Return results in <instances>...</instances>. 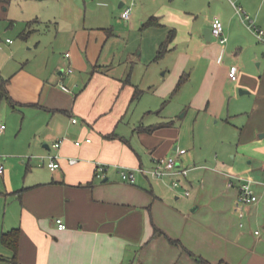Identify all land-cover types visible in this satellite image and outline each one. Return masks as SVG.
<instances>
[{"label": "crops", "instance_id": "1", "mask_svg": "<svg viewBox=\"0 0 264 264\" xmlns=\"http://www.w3.org/2000/svg\"><path fill=\"white\" fill-rule=\"evenodd\" d=\"M124 5L121 1L120 7ZM237 6L264 27V0H185L162 4L147 19L141 15L136 21L133 14L141 28L167 30L159 49L163 42L167 45L159 58L172 55V65L164 76L154 72L140 76L134 68L112 67L103 61L97 43L88 50L89 42L83 44L77 34L71 42L76 53L67 50L64 61L26 63L11 73L0 65L13 103L1 87L0 101L5 99L8 109L20 111V127H26L29 136L27 148L40 153L35 155L36 164L29 156L26 173L17 181L0 162L5 184L4 191L0 187L4 193L0 264H11L15 254L2 241V233L14 227H20L17 264H208L202 259L210 264H264V236L252 230L264 219V192H259L264 162L247 169L248 177L257 181L260 199L248 206L244 216L235 209L239 182L229 185L230 174H242L196 164L188 166L196 171L180 177L181 185L174 187L175 175H139L136 183H129L118 167H150L156 157L171 154L183 165L179 157L184 153L170 151L179 147L176 117L181 110H185L182 116L192 110L218 118L248 112L244 142L264 155L263 61L258 68L252 64L261 58L264 40L249 28ZM214 16L223 20L225 43L213 35L206 37L204 28L211 27ZM151 17L158 23L146 25ZM50 62L57 74L48 68ZM233 66H238L236 79L229 75ZM182 90L190 95L185 97ZM229 95L247 106L236 101L238 108L226 110ZM154 124L159 125L148 129ZM7 128L0 142L9 139ZM58 139L62 144L54 151L60 155V166L51 170L47 155ZM77 139L82 143L76 144ZM72 157L77 161L71 162ZM98 162L109 166L105 178L95 175ZM161 184L174 193L161 190ZM187 189L190 194L184 192ZM57 217L67 228L58 227Z\"/></svg>", "mask_w": 264, "mask_h": 264}, {"label": "rangeland", "instance_id": "2", "mask_svg": "<svg viewBox=\"0 0 264 264\" xmlns=\"http://www.w3.org/2000/svg\"><path fill=\"white\" fill-rule=\"evenodd\" d=\"M0 1L3 2L0 3V65L5 67L7 73L26 63L35 64L40 60L64 61L67 50L71 49L76 53V48L71 47V42L73 36L77 34L82 38L83 44L89 42L88 50L97 43L103 51V61H109L112 67L134 68L136 74L140 76H147L154 72V75L159 77L172 65V55L156 58L159 45L166 38L167 30L159 27L141 28L142 22L135 23L134 17L136 21L141 15L147 19L162 4L171 2L179 4L185 0ZM121 1L125 2L123 7H120ZM129 5L132 6L133 19L131 20L122 16V10ZM8 38L12 41L7 40ZM254 38L259 41L256 37ZM261 42L264 45V41ZM88 50L82 51L85 57ZM228 54L226 50L225 59H229ZM127 56L130 58L126 59ZM259 61H263L261 69H264V51L261 52V58L253 61L252 64L258 68ZM51 64L50 62L48 68H52ZM53 71L58 73V69ZM189 92V90L180 91L185 97L190 95ZM241 96L249 97V95ZM228 97L231 100L229 102L227 100L225 109L238 108L235 104L237 100L231 95ZM7 104L4 101L0 104V121L8 126L9 132V139L6 142H0V162L11 169L12 176L17 181L26 173L29 156H32V163L36 164L35 155L40 153L36 150L37 148H27L29 136L27 128L20 127L21 113L8 109ZM239 104L243 107L247 106L246 101ZM184 111L177 112L176 117L179 130H177L175 144L179 147L172 148L170 151L178 155L184 153L179 158L185 167L198 164L248 177L250 176L247 172L248 168L260 167L263 164L264 155L255 148H248V144L244 142L249 133L248 112L242 111L230 117L218 118L207 116L205 112L198 114L192 110L182 116ZM41 149L46 151V148ZM11 160L14 167L11 166ZM22 160L25 161L22 163ZM195 171L190 170V173ZM2 186L4 191L5 184L0 176V187ZM159 188L174 193L163 184ZM262 191L264 192V182L259 192ZM191 193V197L187 196L188 198H192L195 193L192 188ZM3 195L4 193L0 194V196ZM3 203L4 199L0 202V209ZM262 216L264 217V212ZM252 230H259L260 235L264 236V219L255 223Z\"/></svg>", "mask_w": 264, "mask_h": 264}, {"label": "built area", "instance_id": "3", "mask_svg": "<svg viewBox=\"0 0 264 264\" xmlns=\"http://www.w3.org/2000/svg\"><path fill=\"white\" fill-rule=\"evenodd\" d=\"M132 6H126L122 12V16L126 19H129L131 16ZM237 12L244 16L247 20L249 28H251L254 33L261 39L264 40V27L259 26L255 23L254 19L246 12L243 6H237ZM212 35L216 37L221 43L227 41V36L224 34V23L220 16H214L211 24ZM10 40V39H9ZM70 52H67L66 55H69ZM73 68L70 67L69 71H72ZM229 75L232 79H236L238 75V66H233L229 71ZM74 122L78 120L77 117H73ZM6 129L5 123H0V134H2ZM87 141H91V137L86 138ZM76 144H81L82 140L77 139ZM62 144V140L58 139L52 144L50 153L47 155V165L51 170H56L60 166V155L54 149H59ZM71 162H76L77 158H70ZM44 156L40 158L39 164H44ZM119 172L122 179L129 183H136L139 175H145L148 177L164 178L167 175L177 176L173 181L172 185L178 187L181 185L180 177H187L190 173L191 167H185L181 165L177 155H166L156 157L154 159V164L150 167L143 165L137 166L135 168H127L124 166H118ZM109 166L102 162L96 163L95 175L99 178H105ZM4 171V165L0 163V172ZM235 180L239 182V193L235 201V209L240 216H244L248 206L260 199V195L256 189L257 181L252 178L230 174L229 185H234ZM186 194H190V190L184 191ZM56 222L60 229L67 228V223L62 217H57ZM256 233H260L259 230H255Z\"/></svg>", "mask_w": 264, "mask_h": 264}, {"label": "trees", "instance_id": "4", "mask_svg": "<svg viewBox=\"0 0 264 264\" xmlns=\"http://www.w3.org/2000/svg\"><path fill=\"white\" fill-rule=\"evenodd\" d=\"M3 1H9V0H3ZM155 23H158L157 20H155V17H151L147 22H146V25H153ZM166 45L167 43L166 42H163V44L161 45L159 51H158V54H157V58L163 56L164 52H165V48H166ZM0 87H1V90H2V93L4 95H6L8 97V99H10L11 103H13V100L10 98V95L8 94V91H7V88H6V81L5 79H3L1 76H0ZM182 81V80H181ZM140 91H137L135 92L133 98L137 97V95L139 94ZM159 124H154V125H151V126H148V129H152L154 127H157ZM27 187H24V188H21L18 190V193H22ZM19 236H20V227H14L10 230H7V231H4L2 233V241L5 245H7L8 247L12 248L13 251L15 252L14 256L11 258L10 260V263L11 264H17L18 263V260H17V250H18V243H19ZM169 239L172 241V242H175L177 244H181V241L178 240V239H173V238H170ZM201 258V257H200ZM203 261H205L206 263L210 264V262H207L206 260L202 259Z\"/></svg>", "mask_w": 264, "mask_h": 264}, {"label": "water", "instance_id": "5", "mask_svg": "<svg viewBox=\"0 0 264 264\" xmlns=\"http://www.w3.org/2000/svg\"><path fill=\"white\" fill-rule=\"evenodd\" d=\"M207 39H212V28L210 26L204 28ZM243 90L241 89V92Z\"/></svg>", "mask_w": 264, "mask_h": 264}]
</instances>
